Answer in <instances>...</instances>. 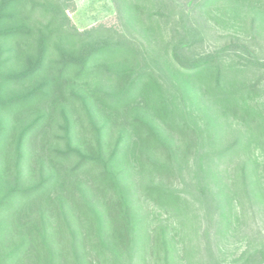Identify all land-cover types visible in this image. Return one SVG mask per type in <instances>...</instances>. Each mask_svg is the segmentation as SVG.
Segmentation results:
<instances>
[{
	"label": "trees",
	"instance_id": "16d2710c",
	"mask_svg": "<svg viewBox=\"0 0 264 264\" xmlns=\"http://www.w3.org/2000/svg\"><path fill=\"white\" fill-rule=\"evenodd\" d=\"M112 2L116 24L80 32L67 16L72 0H0V113L9 118V126L0 123V264H178L199 252V244L187 246L185 223L197 225L204 213L211 227L222 203L198 181L182 189L179 182L191 168L194 144L185 137L202 139L207 126L179 112L169 118L176 107L165 91L179 97L202 87L264 149V114L253 103L264 84V0ZM211 9L219 29L201 23ZM206 39L220 47L198 58ZM149 93V109L180 142L145 117ZM140 105L145 113L131 116L134 140L118 131L106 150L105 127L93 116ZM71 111L79 123L91 121L89 142L72 145ZM235 139L217 157L200 153L196 169L234 153L236 221L255 225L264 163L243 159L251 144L237 132ZM256 242L236 264H264V243L252 251ZM206 248L207 264H222Z\"/></svg>",
	"mask_w": 264,
	"mask_h": 264
},
{
	"label": "rangeland",
	"instance_id": "374dc122",
	"mask_svg": "<svg viewBox=\"0 0 264 264\" xmlns=\"http://www.w3.org/2000/svg\"><path fill=\"white\" fill-rule=\"evenodd\" d=\"M73 7L67 11V16L72 25L80 32L92 29L98 25L110 26L117 23L116 11L112 0H72ZM192 12L197 13V9L191 8ZM201 23L203 26L212 30L219 29L221 26L214 20L216 17V10L211 9L203 14ZM217 18V17H216ZM217 20V19H216ZM212 40V39H211ZM206 39L205 42L197 47V51L194 54L201 58L209 52H213L218 49L220 45L214 46L213 41ZM228 62H236V53L229 52L227 54ZM243 81V80H242ZM247 83L245 80L242 84ZM236 86V81L233 82ZM105 90V89H103ZM262 90L264 91V84ZM192 92L185 96V93L176 96L177 92L175 88L171 91H165L162 97L165 98L167 105H174L176 110H172L173 113L168 116L172 118L182 114L187 118L190 124H197L204 129V137L202 139L195 138L196 141L191 140L189 137H185L187 142L190 141L194 144L191 148V155L189 160L191 162V168L188 172H184L183 180L180 179L179 187L185 188L184 184H189L193 180V185L200 183L203 189H207L206 196L211 199L214 197V201L221 202L223 209L214 210L210 217L212 218V226L210 227L202 214L197 225L192 221H186V230L190 236L188 239V247H194L199 244V252H195L191 258L183 259L178 264H207L208 245L211 248L213 257L219 258L222 264H236V259H243L245 257L246 245L249 240L253 242L254 236L255 241L264 243V197L258 198L255 204L251 207L254 210L255 218L253 219L256 224L247 223L248 225L242 226L241 222L236 221V155L232 152L216 158L215 165L207 168L203 166L198 168V161L202 159L203 155L200 153H214V156H218L220 153L223 154V150L227 149L234 140H236V132L238 136L245 139L249 146L247 154L242 155L243 159L251 160L253 166L264 163V149L258 144L252 143V137L248 132V128L243 126L239 119L225 113L222 108L219 107V102L214 101L213 97L208 95L202 87H196L191 90ZM261 91L258 97L253 101L257 113L264 114V92ZM148 94V93H147ZM150 94V93H149ZM167 94V95H166ZM153 95V94H150ZM154 95L151 97V102H142L145 105L148 121L152 122L153 126L158 127V130L162 132L165 137H170L171 141L180 142L181 137L176 129L170 128L163 120L159 119L149 106L153 102ZM137 102L143 101L142 97L136 98ZM103 108L100 106L99 110ZM130 108V109H129ZM143 106L140 108L133 109L132 107H126L124 109L117 110L112 108V111L105 109L101 110V113L94 115L92 118L93 122L97 123L98 128L105 127L101 133V142L105 146L106 150H109L108 146L111 147L110 143L117 141L116 132L122 133L125 138L128 136L134 140L133 136L136 134L133 132L131 118L136 112L143 114L145 113ZM98 110V111H99ZM169 110V109H168ZM97 111V110H96ZM126 112V113H124ZM179 112V114H178ZM70 116L73 114L75 119L77 118L76 125H72V145H78L81 142H89L92 139V133L89 128L91 124L90 120L86 118V121H81L76 112H70ZM100 115V116H99ZM100 117V118H99ZM59 116L54 118L55 122L59 120ZM9 118L3 116L0 113V123L6 127L9 126ZM89 125V126H88ZM87 128V130H86ZM94 131V128L92 129ZM226 135V136H225ZM81 138L80 140L78 138ZM203 140V141H202ZM112 141V142H111ZM129 142V141H128ZM82 144V143H81ZM201 147L203 148L201 150ZM246 152V150H245ZM212 156V155H211ZM193 163V164H192ZM194 175L197 178L194 180ZM184 183V184H183ZM191 196H197L191 191ZM197 204V203H196ZM149 207V208H147ZM146 209H151V206H144ZM203 218V219H202ZM204 230L207 232V238L203 237ZM259 234V235H258ZM257 242L253 247L252 251L257 248ZM223 260V261H222ZM260 260L252 262L251 264H259Z\"/></svg>",
	"mask_w": 264,
	"mask_h": 264
}]
</instances>
